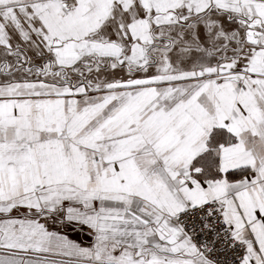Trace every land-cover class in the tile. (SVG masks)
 <instances>
[{
  "label": "snow or ice",
  "instance_id": "1",
  "mask_svg": "<svg viewBox=\"0 0 264 264\" xmlns=\"http://www.w3.org/2000/svg\"><path fill=\"white\" fill-rule=\"evenodd\" d=\"M0 264H264V0H0Z\"/></svg>",
  "mask_w": 264,
  "mask_h": 264
}]
</instances>
